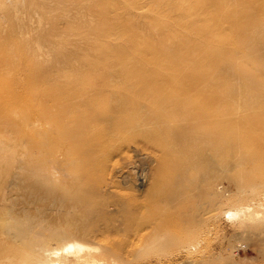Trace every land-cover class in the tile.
Returning <instances> with one entry per match:
<instances>
[{
  "label": "bare ground",
  "instance_id": "6f19581e",
  "mask_svg": "<svg viewBox=\"0 0 264 264\" xmlns=\"http://www.w3.org/2000/svg\"><path fill=\"white\" fill-rule=\"evenodd\" d=\"M75 1L85 8L81 13L89 12L90 0ZM159 1L182 18L190 15L183 0ZM196 1L195 6L208 3ZM123 3L116 1L115 14L122 13ZM141 8L129 12L141 17ZM70 13L66 8L56 19H66L69 27L76 23L66 17ZM99 15L100 24L108 25L104 9ZM145 16L154 28L178 26L157 8ZM228 19L205 17L187 38L173 29L169 43L190 47L194 42L186 48L188 58L172 57L167 46L163 59L155 57L156 51L149 58L133 57L132 48H124L113 32L108 36L106 26L100 31L93 27L105 44L88 54L89 60L61 55V46L52 44V54L60 57L42 71L24 74L17 89L10 86L12 78L4 81L0 132L8 133L10 141H0L2 264L20 258L29 264H131L134 259L135 264H220L205 256L201 233L208 222L235 216L237 208L253 218L257 254L264 261V222L247 204L255 184L251 171L264 156L252 145L258 133L264 141V123L234 121L232 114L234 104L240 110L251 103L252 94L259 98L260 91H252L255 85L264 87V62L258 63L264 59V31L256 33L239 16L235 40L232 30L218 29L217 22ZM91 21L85 17L75 35L86 36ZM26 28L39 39L45 35L44 20L30 19ZM60 33L54 30L47 38ZM200 38L207 39L206 48ZM33 43L21 44L19 68L28 64ZM2 62L10 65L7 58ZM218 70L239 79L234 89ZM244 89L243 102L232 97L233 90ZM13 102L20 104L17 118L2 113ZM231 105L230 112L222 113ZM139 155L154 164L149 179L141 170L138 175V186L147 183L146 188L121 194L118 180L126 176L117 175L119 162L136 170ZM229 185L239 194L230 192ZM203 204L205 217L199 210Z\"/></svg>",
  "mask_w": 264,
  "mask_h": 264
},
{
  "label": "rangeland",
  "instance_id": "374dc122",
  "mask_svg": "<svg viewBox=\"0 0 264 264\" xmlns=\"http://www.w3.org/2000/svg\"><path fill=\"white\" fill-rule=\"evenodd\" d=\"M104 0H90L91 8L86 14L81 13L85 10L84 7L77 5L75 0H60L57 3V0H0V89L4 86V81L8 78L11 80V88L17 89L16 87L19 84L20 79L25 74L29 73H38L47 67L48 62H52L57 56V53L53 51L51 45L56 44L61 47V55L68 56L74 59H78L79 62L89 60L90 55L96 51L101 50L104 47L105 41L100 36H97L93 32V27L98 29L97 31L104 30L106 27L107 32L111 36L113 32V37L117 39V42H120L125 47H131L134 52L133 57L145 56L147 58L152 57L153 53L156 51L155 57L166 58L161 52L167 46L170 47V50L173 52L175 58H188L191 56H186L190 52L185 47V43H169L167 39L173 35V29H176L177 36H183L184 38L191 37V30H195L199 26V20L205 19V17L211 18V15L217 14V20L221 16H229L228 20H220L217 22L218 29L233 31L234 39L237 40L238 30H239V16L242 17L243 23L248 21L252 27H256L254 30L257 33L258 31H264V7H261V1L259 0H205L206 3L204 6H195L198 1L196 0H183L184 5L187 9V12L190 14L189 17L182 18L178 12L171 7L167 6V3L158 0H146V3H136L135 0H121L125 1L126 4L122 6V13L115 14L113 11L115 7L118 6L116 1L114 3L109 2L107 5L103 2ZM137 1V0H136ZM76 2V3H74ZM143 8V15L140 17L137 14H134V11L129 12L130 9L141 7ZM94 6V8H93ZM125 7V8H123ZM68 9V12L71 11L69 16L66 17L74 18L76 23L71 24L67 27L65 25V20L56 19L61 17ZM129 8V9H128ZM150 8H157L159 14H164L166 18L174 21L176 27L168 28L165 26L159 25V28H154L149 23V18H145V14H149ZM78 9L76 14L74 11ZM105 10V16L108 20V25H101L102 17L99 13ZM140 10V9H139ZM141 11V10H140ZM68 14V13H67ZM91 16L92 21L90 23V30L86 36L75 35L77 27L84 26V18ZM64 17V16H63ZM163 18V16H161ZM30 19H41L44 20V32L45 35H41V39L33 32H29L26 26L29 25ZM53 20H56V23H52ZM78 22V23H77ZM83 25V26H82ZM59 30L60 36L55 39L47 38V35L51 34L54 30ZM172 30V31H171ZM82 32V29H80ZM107 36V35H106ZM193 38L195 34L192 35ZM243 35L242 37H245ZM264 37V34L262 35ZM19 38L21 40H19ZM33 41L32 51L28 55V64L19 68V51L24 42ZM198 41L205 45L207 44V39L200 38ZM117 44V43H115ZM166 47V48H167ZM165 48V49H166ZM99 49V50H98ZM204 52L200 53L201 55ZM163 55V56H161ZM131 56V55H130ZM132 57V56H131ZM2 58H7L10 65H5L2 62ZM149 60V59H148ZM236 62V58H234ZM264 62L263 60L258 61V63ZM219 73V78L231 80V88L234 89L235 85L239 82L238 78L231 77L230 73L224 72L221 70L217 71ZM247 77H249L247 75ZM254 74H251L249 78H253ZM222 83V82H221ZM221 89H224L223 84ZM257 92L259 98H256L254 94L251 95V103L247 106L242 104V108L239 110L234 104V112H232L234 121H253L254 125H261L264 123V87L261 85H255L252 88V91ZM248 89H244L242 92H235L233 90L232 97L237 98L240 96L241 101L243 102L244 93ZM242 96V97H241ZM246 96V95H245ZM20 104L18 102H13L10 106L2 109V113L11 118L18 117V109ZM230 108L225 107L222 109V113L225 115L230 112ZM262 126V125H261ZM264 127V125H263ZM261 133H258L256 141L252 145L253 150L258 149L263 152L264 155V141L260 140ZM0 141L5 144L9 143V134L0 132ZM132 160V159H131ZM137 165L136 170L130 169L122 165V162H119L120 168L122 169L117 173L118 176H126L125 180H118L117 190L121 194H139L144 186H138L140 179L138 175L144 174L147 178L150 177V174L153 172V160L143 156H138L135 159ZM142 172H141V171ZM134 171L136 173H134ZM251 176L255 181L253 188L251 189L252 197L251 201H247L250 212H254L257 217V220L264 222V156L262 158L261 165L258 168H255L251 171ZM149 179V178H148ZM223 185L227 186L226 183ZM228 190L232 193L239 194V191L235 186L229 185ZM5 191V190H4ZM0 192L2 188H0ZM244 202V201H243ZM206 204H203L199 210L203 217H205ZM230 207V206H229ZM233 207V206H232ZM231 207V208H232ZM235 208V207H233ZM237 211L236 215L227 218L223 216L222 218L216 221H210L204 227V231L201 233L203 237V245L205 248V256L210 255L212 259H219L220 264L223 263H233V264H264V261L257 254V241L258 234L254 230V220L253 218H246L240 211V209H235ZM248 215V214H247ZM261 219V220H260ZM247 234L243 237H240V233ZM108 238H111V235H107ZM106 237V238H107ZM13 246V245H11ZM15 246V245H14ZM260 247V246H259ZM62 252V251H60ZM66 256V253H61ZM175 254V253H173ZM147 256L150 253L146 254ZM168 255V254H167ZM166 255V256H167ZM21 261H18L15 264H29L20 258ZM135 259L131 264H135ZM0 264H2L0 262Z\"/></svg>",
  "mask_w": 264,
  "mask_h": 264
}]
</instances>
